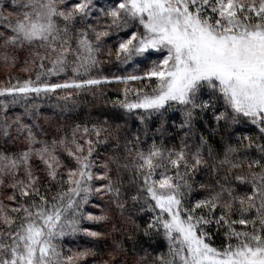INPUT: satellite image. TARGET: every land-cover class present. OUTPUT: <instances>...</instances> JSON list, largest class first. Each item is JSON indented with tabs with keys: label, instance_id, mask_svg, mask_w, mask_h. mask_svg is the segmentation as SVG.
<instances>
[{
	"label": "snow or ice",
	"instance_id": "1",
	"mask_svg": "<svg viewBox=\"0 0 264 264\" xmlns=\"http://www.w3.org/2000/svg\"><path fill=\"white\" fill-rule=\"evenodd\" d=\"M0 67V264H264V0H0Z\"/></svg>",
	"mask_w": 264,
	"mask_h": 264
},
{
	"label": "trees",
	"instance_id": "2",
	"mask_svg": "<svg viewBox=\"0 0 264 264\" xmlns=\"http://www.w3.org/2000/svg\"><path fill=\"white\" fill-rule=\"evenodd\" d=\"M5 71H6V69H4L3 67H0V79L4 78ZM18 74L21 76L26 75L24 73H19V72H18ZM86 99L88 101H90L91 103L84 106V112H92L93 115H95L96 113H98L102 110H107L104 108V103L102 100H93V98L90 95ZM106 227H108L110 229L111 225H108ZM101 247H103V244H101ZM129 259H131V257Z\"/></svg>",
	"mask_w": 264,
	"mask_h": 264
}]
</instances>
